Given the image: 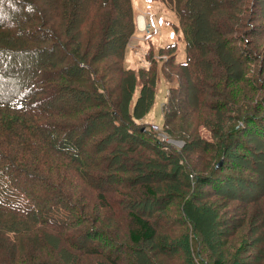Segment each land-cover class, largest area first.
I'll use <instances>...</instances> for the list:
<instances>
[{
  "label": "trees",
  "instance_id": "obj_1",
  "mask_svg": "<svg viewBox=\"0 0 264 264\" xmlns=\"http://www.w3.org/2000/svg\"><path fill=\"white\" fill-rule=\"evenodd\" d=\"M159 1L175 14L185 42V59L174 66L181 85L161 128L172 118L185 124L188 109H205L212 142L183 132L177 149L137 123L153 106L155 72L122 66L135 28L132 0H0V264H68L38 259L51 238L81 257L73 264L96 256L121 264L110 260L121 261L106 252L116 239L98 221L126 230L137 248L170 228L172 219L160 214L180 196L187 197L179 213L191 224L192 264H206L201 237L219 248L238 242L237 252L248 236L259 251L227 264H262L264 57L251 43L264 33V0ZM191 152L200 159L192 166ZM63 162L93 192L90 204L64 179ZM198 167L210 169L198 175ZM162 181L170 193L158 197ZM192 181L193 190L180 192ZM202 197L212 212L200 209ZM231 203L238 214L222 210ZM36 241L45 246L27 252Z\"/></svg>",
  "mask_w": 264,
  "mask_h": 264
},
{
  "label": "rangeland",
  "instance_id": "obj_2",
  "mask_svg": "<svg viewBox=\"0 0 264 264\" xmlns=\"http://www.w3.org/2000/svg\"><path fill=\"white\" fill-rule=\"evenodd\" d=\"M132 3L135 28L127 43L122 66L125 69H131L134 71L138 70L139 68H143L146 70L150 67H153L155 72V95L153 106L141 120L137 121V123L145 125L142 127L143 130L145 129L144 127H146V130L151 129L150 131L153 132L165 145H169L177 149H180L184 144V141L182 140L183 132H191L192 136L196 138L199 137L202 140L212 142L214 138L210 131V119H208L210 113L205 109H202L201 113L196 111L190 113V109H188L184 111L185 124L183 122V117L182 119L178 117L177 119H171V121L168 123L169 129L161 128L163 119L165 118L163 109L168 103H170L173 89L178 88L179 85H181L178 74L180 71L174 66L176 64H179V62H183L185 59V42L175 14L171 10H169V8L166 7L162 2H160L159 0H132ZM263 10L261 12V16L264 18ZM248 12L249 11H247V13H243V16L239 17L243 19L248 18L250 16ZM139 18L142 19L141 27L138 26L137 23V19ZM171 44L175 45L174 51L172 53L167 54L161 51ZM263 46L264 33L261 36L258 35V37L255 38L251 43V48L257 50L259 49V55L262 57H264ZM170 58H172V64H167L166 62L169 61ZM252 68L256 69L257 64ZM262 72V76L264 77V69ZM244 73L245 76L250 77L253 73V70L248 68L244 71ZM139 89L140 83L139 81H137V86L134 91L132 102L138 95ZM185 102L189 107L192 106V103H189L187 100ZM155 125L157 126L156 130L153 129V126ZM186 159L188 160L190 166H192V160H196L197 158L196 155L191 152L189 154V158L186 157ZM197 161L200 162V159H197ZM220 162L221 161L217 162L216 165L220 164ZM201 169H203V171H200ZM209 169V167H198L195 171V174L204 175ZM62 170L65 173V180L74 181L73 185L76 188H74L72 191H78L79 193L85 195L88 204L94 201L95 196L93 192H91L89 188L83 186L82 181L77 178L72 166H69L66 162H63ZM160 184L161 186L157 190L156 196L159 197L169 194L170 189L168 188L167 183L162 181ZM195 185L196 183L192 181L188 189L185 188L183 190H180V192H190V190L194 189ZM126 190L129 189H125V191ZM130 194H133V190L132 192H130ZM109 195L116 197L117 193H110ZM185 198L187 197L180 196L179 198H175L176 203L173 204L171 209L163 211L162 214H160V216L162 217H165L166 215L167 217L172 219V221L170 222V228L167 230L161 228L157 229L155 238L152 239L151 242H141L139 243V245H137V248H130L131 244L128 240L126 230L117 228L113 223L111 225H106V223L98 221L99 227L107 231L109 230L111 235H113V237H115L116 239L114 240V243H112L111 247L107 245L106 252L108 251V249H110L112 252H114L111 257L117 256L121 261L114 259L110 260L121 264H192V254L188 248L189 243H187L185 238L186 234H188V231L191 229V224L188 221H185L184 218H181L179 213L180 206L182 204H185L186 201H182V199ZM210 202V198L206 199L204 197H202L201 200L197 201L200 209H207L208 211L212 212V208L208 209V205ZM147 209H149V206L147 207ZM95 210L96 208H90L91 216H95ZM222 210H228V212H234L236 214H238L237 212L240 211V209L238 207H235L233 203L229 204L226 207H222ZM192 221L196 222L193 219ZM116 224L118 223L116 222ZM190 232L191 230L189 231V233ZM259 232L263 237V227L260 226ZM197 238L199 240H201L202 238V240L204 241L203 243L201 242V246L199 247L198 252L201 254V256H203L206 264H213V262L217 259H220L224 261L225 264H227L234 258L245 259L248 256H253L255 250L259 251L256 247H251L253 240L249 239V236L243 238L241 242V249L237 252H235V249L233 247L238 242L233 246L232 244H230L229 246H225L224 248H219L217 246L216 239L215 241H212L210 239H207L206 237L200 238L199 236ZM261 243L259 244V246L260 248L262 246L263 249H261L264 250V242ZM47 244H49L48 247H46L49 250V253H47L46 250L43 249H40L39 251L41 253V256L38 259L41 262L43 260L51 261L52 258L59 256L62 257L66 262H68V264H73L72 261L75 262L74 257L81 258L75 255L73 257V254H71V256L66 254V247L60 239H47V241H45V245L47 246ZM45 245L44 243L38 245L36 241L33 243V245L25 249H27V252H32V250H39V247H44ZM59 246L62 247L60 248L62 250L59 249ZM236 247L240 248V243ZM241 250H244V253H239ZM96 257L97 258L93 257L89 260H85L86 257L82 258L84 259V262H82L81 264H107L104 261L105 259L103 257ZM262 264H264L263 258Z\"/></svg>",
  "mask_w": 264,
  "mask_h": 264
},
{
  "label": "bare ground",
  "instance_id": "obj_3",
  "mask_svg": "<svg viewBox=\"0 0 264 264\" xmlns=\"http://www.w3.org/2000/svg\"><path fill=\"white\" fill-rule=\"evenodd\" d=\"M141 16V15H140ZM144 21V20H143ZM137 23H138V26H142V19L141 18H139V19H137Z\"/></svg>",
  "mask_w": 264,
  "mask_h": 264
},
{
  "label": "built area",
  "instance_id": "obj_4",
  "mask_svg": "<svg viewBox=\"0 0 264 264\" xmlns=\"http://www.w3.org/2000/svg\"><path fill=\"white\" fill-rule=\"evenodd\" d=\"M153 129H154V130H156V129H157V126H156V125H155V126H153Z\"/></svg>",
  "mask_w": 264,
  "mask_h": 264
}]
</instances>
